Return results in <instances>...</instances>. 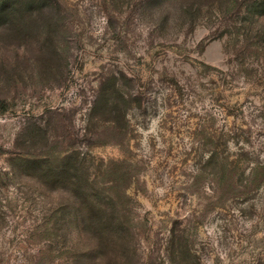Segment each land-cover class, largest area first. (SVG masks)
Listing matches in <instances>:
<instances>
[{
  "label": "rangeland",
  "instance_id": "1",
  "mask_svg": "<svg viewBox=\"0 0 264 264\" xmlns=\"http://www.w3.org/2000/svg\"><path fill=\"white\" fill-rule=\"evenodd\" d=\"M6 3L0 264H264V0Z\"/></svg>",
  "mask_w": 264,
  "mask_h": 264
},
{
  "label": "trees",
  "instance_id": "2",
  "mask_svg": "<svg viewBox=\"0 0 264 264\" xmlns=\"http://www.w3.org/2000/svg\"><path fill=\"white\" fill-rule=\"evenodd\" d=\"M38 0H9V3H6V5H11V8H20L23 5L31 6L32 4H35ZM23 2L22 4H20ZM5 7L4 0H0V9Z\"/></svg>",
  "mask_w": 264,
  "mask_h": 264
}]
</instances>
